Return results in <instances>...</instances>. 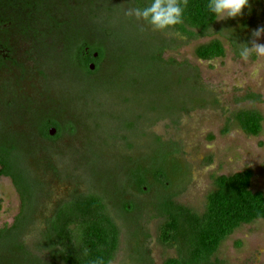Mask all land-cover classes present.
Returning <instances> with one entry per match:
<instances>
[{
  "label": "rangeland",
  "instance_id": "obj_1",
  "mask_svg": "<svg viewBox=\"0 0 264 264\" xmlns=\"http://www.w3.org/2000/svg\"><path fill=\"white\" fill-rule=\"evenodd\" d=\"M99 2L96 1L97 6ZM251 3V13L246 11L242 19L217 21L206 35L196 34L193 39H187L177 30L157 31L129 16V10L117 7L116 14L106 17L107 67L116 72L129 54L137 59L118 78L114 73L88 78L67 65L69 49L65 42L61 45L66 35H102L99 25L83 21V8L71 9L67 16L70 25L61 33L65 36L55 38L59 46L44 51L41 56L37 54L34 62L25 66L23 75L19 71L0 76V100L11 101L8 107L0 104V143L9 138L16 140L17 155L34 197V221L20 239L31 255L50 260V252L40 245L47 230L46 222L60 205L77 195L105 197L107 193L117 200L121 193L126 201L138 202L142 216L137 229L135 224L131 225L132 219L121 217L119 206H109V213L121 228L119 248L111 264H164L176 258V248L163 245L159 239L163 220L154 208L159 191L139 196L127 187L137 165L152 166L153 159L164 157L166 150L159 148L160 144L175 150L174 157L183 170L178 180L168 171L165 186L172 187L170 192L176 203L196 213L205 211L217 176L250 169L254 175L253 191L264 193V123L262 134L253 137L244 133L235 121V116L244 110H256L264 117V58L257 60L253 56L244 62L239 56L240 44H264V35L258 39L253 36L264 29V0H251ZM117 17V21H108ZM244 20L248 28L243 35L248 36V42L239 41L235 47L229 34ZM230 23L234 26H228ZM214 39L223 42L225 56L212 61L198 59L196 49ZM71 41L75 43L74 39ZM52 43L55 44L53 40ZM161 43L167 48L164 59L175 61L180 69L170 74L161 69L159 73L157 66L152 65L148 75L139 71L131 73L135 68L141 69L142 55H148L149 45L158 48ZM120 47L126 48V53L123 55L121 51L116 56V50L123 49ZM38 68L53 76L52 81L46 77L42 91L35 82ZM177 74L184 82L197 75L199 89L178 90L174 86ZM53 87L58 92L62 89L65 92L67 87L68 102L60 100L62 97L66 100L64 93L62 97L51 94ZM251 95L259 96L260 100L250 98ZM180 96H185L180 109L166 112L168 107L171 110L169 104L178 108ZM25 100L31 103V113L23 112L20 107ZM63 104L73 109L80 126L77 133L69 139L62 137L55 145L41 142L31 127L37 119L41 121ZM131 120L134 123L130 130ZM21 204L12 180L0 176V230L14 224ZM12 241L4 243L0 253L8 249L9 255L21 259ZM213 262L264 264V219L239 228L221 245Z\"/></svg>",
  "mask_w": 264,
  "mask_h": 264
},
{
  "label": "trees",
  "instance_id": "obj_2",
  "mask_svg": "<svg viewBox=\"0 0 264 264\" xmlns=\"http://www.w3.org/2000/svg\"><path fill=\"white\" fill-rule=\"evenodd\" d=\"M137 1L139 3L146 2V0ZM149 1L151 2V0ZM207 3L208 0H188L184 23L177 26L175 30L187 39L195 38L196 34L206 35L217 22L207 10ZM146 25L151 27L149 24ZM228 26H234V24L230 23ZM247 28L248 22L244 20L236 30L229 34L233 46L237 47L239 41L248 42V36L243 35ZM86 43V41L83 42L79 47L71 44L67 53V65H71L73 71L83 72L88 78H95L103 73L105 75L114 73L115 78H118L127 72L126 68L133 60L137 61L129 54L130 56L128 55L126 59L122 60L121 69L112 72L107 67V49L105 47L96 48L99 51V57L95 59L93 51L87 50ZM165 46L166 44L161 43L158 48L152 46L151 48L149 45L148 55H142L141 69L132 70V66L128 71L132 70L131 73L139 71L148 75L152 65L157 66L159 73H161V69L164 73L168 71L169 74L179 70L180 67L175 61L164 59L167 50ZM120 48L123 49L120 51L117 49L116 56L121 51L123 55L126 53V48ZM225 52L223 42L220 39H214L200 45L196 49V56L203 61H212L223 58ZM92 62L96 65L95 70L90 69ZM174 86L178 90L197 91L199 78L197 75H192L184 82L177 74ZM180 97L182 98L179 99L177 106L175 105L178 108H174L172 103L169 104L171 110L168 107L166 112H176L180 109V104L185 103V96ZM250 98L260 100L259 96L251 95ZM195 103L193 102V104ZM20 107L23 112L31 113V103L28 100H25V103ZM156 110L152 111L156 112ZM235 121L238 127L249 136L258 137L262 134L264 117L256 110L239 112L235 116ZM69 122H72L69 127H63L55 119H46L45 121L37 119L31 128L37 139H50L48 129L51 126H56L59 130L56 139H59L65 132L72 136L77 133V128L80 126L76 118ZM132 127L133 124L128 126L130 130ZM12 134L8 136L10 137ZM9 139L0 143V176L12 180L22 204L14 224L10 228L4 227L0 230V247L4 243L9 244L14 240L17 257L21 259H15L13 255L7 253L8 249H2L4 253H0V264H111L119 248L121 228L109 213V206H119L121 217L126 220L132 219L131 225L135 224L138 229V223L142 216V207L138 202L126 201V197H123L121 193L118 194L117 200L110 198L107 193H104L105 197L75 196L68 203L60 205L54 216L46 222L47 230L43 233L40 246L50 252V260L44 261L35 257L20 243L22 235L29 230L31 222L34 221L32 210L34 197L23 165L20 164V157L17 155L19 148L16 145V140ZM159 148L166 150L164 157H161L160 160L153 159L152 166L137 165L132 171L131 178L127 180V187L139 196H147L152 190L159 191L158 203L154 207L157 215L163 220L159 239L163 245L174 247L177 250L176 258L169 259L164 264H222L213 262L221 245L243 225L264 219V193L253 191L254 175L252 170L245 169L232 175L215 177L213 180L214 190L207 197L205 211L200 214L176 203L174 195L170 192L172 187L165 186L168 171L175 180H178L182 177L183 170L179 161L175 159V150L171 146L160 144ZM29 150L26 149V151ZM144 237L146 238L147 235Z\"/></svg>",
  "mask_w": 264,
  "mask_h": 264
},
{
  "label": "flooded vegetation",
  "instance_id": "obj_3",
  "mask_svg": "<svg viewBox=\"0 0 264 264\" xmlns=\"http://www.w3.org/2000/svg\"><path fill=\"white\" fill-rule=\"evenodd\" d=\"M81 1L82 0H0V72L3 71L6 75H10L12 71H17L18 73L20 71L21 76V73L23 75L26 72L25 64L34 62L33 57L35 55L39 54L41 56L44 51L50 50L54 46L56 48L57 44L55 42V38H58L64 28L69 26L71 22L69 21L71 20L70 18L65 17L62 12L63 10H67L69 13L70 9L83 8V17H85L83 21H85L88 25L97 24L100 26V33H102L100 37H95L90 34L89 36H80L79 34L73 36L74 34H72L69 35V37L66 35L67 37H64L61 44L64 46L65 42L67 48L69 49L72 44V39L75 41V43H73L75 47H79V45L86 41V44L88 45L87 50L93 51L92 54L96 59L99 57V51H97L96 48H106L105 25L107 22V15L110 17L111 14H116L115 12L118 9L117 7H123V11L124 8L127 10L136 7L141 8L142 6H147L148 3H150L149 0H146L145 3H139L137 0H100V4L97 6V0H83V3ZM58 9H62V11H59ZM57 12H61L60 15H57ZM117 20L118 17L108 21ZM137 21L143 22L141 20ZM13 37L18 38V44L14 42ZM52 40L55 44L52 43ZM57 46H59V44ZM25 55H27V59L24 57ZM91 66H94L93 70L96 69L95 63H90V69ZM46 77H49V80L51 81L53 80V76L46 73L42 70V68H38L36 71L35 82L36 87L41 91L42 88L45 87L44 80ZM66 88L67 87H65V92L64 89L59 90L58 92V90H56L57 87H53V89H51V94L53 93L56 94V96L62 97V94L64 93L66 100H64L65 98L63 97L60 100L68 102L70 95H68ZM2 103H4L6 107L11 105V101H7L5 103V99L0 100V104ZM57 109L58 110L54 113H47L42 120L45 121L46 119H55L61 126L69 127V121L72 120V117H75V114L73 116V109L71 105L63 104V106H57ZM132 123L134 122L131 120V124ZM51 129L56 131L53 136L50 134ZM58 133V128L56 126H51L48 129V136L50 139L40 138L39 140L41 142L49 143L50 145H55L62 137L68 139L73 137L68 132H65L59 139H56Z\"/></svg>",
  "mask_w": 264,
  "mask_h": 264
},
{
  "label": "clouds",
  "instance_id": "obj_4",
  "mask_svg": "<svg viewBox=\"0 0 264 264\" xmlns=\"http://www.w3.org/2000/svg\"><path fill=\"white\" fill-rule=\"evenodd\" d=\"M187 7L188 0H151L146 7L129 9L128 15L149 24L157 31L169 32L184 23ZM207 10L216 21L242 19L246 11L251 13L252 3L251 0H208ZM261 35H264V29L253 33L257 39ZM239 56L244 62H248L253 56L257 60L262 59L264 44L256 42L240 44Z\"/></svg>",
  "mask_w": 264,
  "mask_h": 264
},
{
  "label": "water",
  "instance_id": "obj_5",
  "mask_svg": "<svg viewBox=\"0 0 264 264\" xmlns=\"http://www.w3.org/2000/svg\"><path fill=\"white\" fill-rule=\"evenodd\" d=\"M68 1V0H67ZM59 11H62V9H58ZM71 10V9H70ZM63 13H64V15H65V17H67L68 16V11L67 10H63L62 11ZM70 12V11H69ZM60 13L61 12H57V15H60ZM14 38V42H16V44H18L19 43V40H18V38H16V37H13ZM21 56V55H20ZM36 56V55H35ZM34 56V57H35ZM25 58L27 57V55H25L24 56ZM33 57V58H34ZM27 59V58H26ZM22 63V62H21ZM23 64V63H22ZM25 65H27V64H25ZM91 69L93 70L94 69V66H91ZM17 71H12L10 74H13V73H16ZM4 75H6L3 71H1L0 72V76H4ZM55 130L54 129H51V131H50V134L53 136V135H55Z\"/></svg>",
  "mask_w": 264,
  "mask_h": 264
}]
</instances>
